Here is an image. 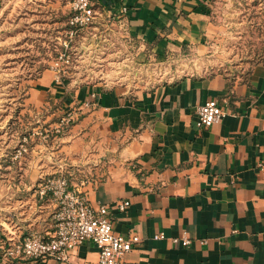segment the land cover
<instances>
[{
    "label": "crops",
    "instance_id": "crops-1",
    "mask_svg": "<svg viewBox=\"0 0 264 264\" xmlns=\"http://www.w3.org/2000/svg\"><path fill=\"white\" fill-rule=\"evenodd\" d=\"M211 2L93 0V8L99 22H112L156 56L186 47L198 56L208 49ZM30 95L43 108L58 105V113L80 110L59 137L60 151L67 163L89 171L71 185L94 207H110L116 232L140 236L127 264H264V62L244 76L186 75L142 89L123 82L75 86L46 68ZM209 99L226 115L199 129L197 108ZM88 101L95 104L86 107ZM35 174L32 168L26 179ZM126 200L130 205L120 211L117 203ZM9 210V219L0 212L4 239L54 231L50 200L25 211L12 202ZM160 231L166 237L155 239ZM183 232L189 246L172 240ZM98 257L86 241L67 261L11 264H89Z\"/></svg>",
    "mask_w": 264,
    "mask_h": 264
},
{
    "label": "rangeland",
    "instance_id": "rangeland-1",
    "mask_svg": "<svg viewBox=\"0 0 264 264\" xmlns=\"http://www.w3.org/2000/svg\"><path fill=\"white\" fill-rule=\"evenodd\" d=\"M69 1L5 0L0 7V212L6 219L12 202L25 211L49 200L36 193L44 177L63 174L77 182L76 177L89 174L62 156L59 137L64 132L46 139L32 134L52 127L63 115L57 112L58 105L43 108L30 94L34 80L44 69H52L63 49ZM208 24L205 52L197 56L186 47L156 56L112 22L96 19L74 39L75 58L61 77L75 86L123 82L142 89L186 75L244 76L264 62V0H212ZM25 137L28 151L17 157ZM32 168L37 171L35 178L26 179ZM0 232L1 238L7 232L4 225Z\"/></svg>",
    "mask_w": 264,
    "mask_h": 264
},
{
    "label": "built area",
    "instance_id": "built-area-1",
    "mask_svg": "<svg viewBox=\"0 0 264 264\" xmlns=\"http://www.w3.org/2000/svg\"><path fill=\"white\" fill-rule=\"evenodd\" d=\"M71 15L68 19L69 29L63 43L62 51L57 55L51 68L55 70L57 79L61 78L62 70L75 58L73 41L80 31L91 26L96 18L93 0H70ZM94 98L96 94H93ZM95 101L85 103L86 107L94 105ZM81 115L79 109L67 110L62 117L50 128L35 129L33 135L48 138L50 134H62ZM226 112L220 102L209 99L197 108V126L207 129L219 122ZM28 137L18 149L17 157L28 151ZM40 198H48L54 205V231L46 236L38 231H32L22 237L0 238V264H11L12 260L30 258L45 261L53 258L67 261L71 253L86 241H92L98 249L99 257L89 264H127L126 254L134 245L141 241L138 234L126 236L116 232L110 207L102 204L94 207L86 193L71 185L70 179L63 175L44 177L36 187ZM130 202L117 203V208L124 211ZM163 231L154 235L155 239H163ZM176 245L189 246L191 238L186 232L172 238Z\"/></svg>",
    "mask_w": 264,
    "mask_h": 264
},
{
    "label": "trees",
    "instance_id": "trees-1",
    "mask_svg": "<svg viewBox=\"0 0 264 264\" xmlns=\"http://www.w3.org/2000/svg\"><path fill=\"white\" fill-rule=\"evenodd\" d=\"M71 15V14H70Z\"/></svg>",
    "mask_w": 264,
    "mask_h": 264
}]
</instances>
